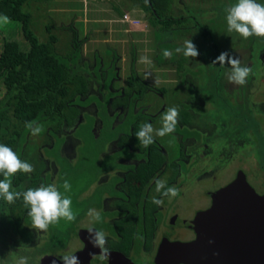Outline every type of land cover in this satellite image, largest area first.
<instances>
[{
  "label": "trees",
  "instance_id": "16d2710c",
  "mask_svg": "<svg viewBox=\"0 0 264 264\" xmlns=\"http://www.w3.org/2000/svg\"><path fill=\"white\" fill-rule=\"evenodd\" d=\"M130 1H134V4L141 9L143 14L145 12V18L142 19L147 23L148 33H143L141 30L128 31L130 32V38L128 37L127 39V45L130 48L126 47L127 50L123 57L124 65L127 67V70L122 71V68L118 66V63H120L118 52L111 49L108 43H104V46L114 53L110 55L109 51H104L105 49H103L102 56L110 57L109 59H103L102 62H99L97 59L98 57L91 60V55L82 56L80 43L76 41L75 30H72V51L68 56L69 62L72 61L75 67L73 69L70 67L71 64H69L70 66L66 64L65 61L68 59L63 60L61 55L57 56L56 52L53 51L55 36L51 35L46 42H39L37 40L29 27L30 14L22 10L25 0H0V15L8 17V22H5L4 25L9 24V20H16L20 24L21 35L27 45L26 49L23 50L19 47L16 40L6 38L5 36L2 37L3 41L2 44H0V81L3 83L4 89L0 97V138L6 137L9 134L13 135V138L10 140L6 138L4 143L9 144L21 160L28 163L40 164L37 155V157H29L31 151L28 145L36 142L31 140L34 135L31 134L30 130H28L25 125L26 122L30 121L34 122V126L35 124L42 125V121L40 120L42 117L55 115L47 121L49 124L54 122L53 126L49 127L52 129L43 131L46 132L45 134H48L50 140L46 143L41 141L36 143L35 146L37 148V154L38 151L41 150L44 156L54 158L57 160L58 164L59 159L62 162L67 161V159L60 156V153L61 145L65 139L64 130L69 125L75 123L76 127L72 134L76 137L84 135L86 138L87 135H90L92 139H95L93 133L101 131L105 127L110 129V125H112V129H115L117 124L124 123L125 119L131 116L129 121L131 128L129 138L132 140L131 142L127 141V139L130 140L129 138L124 137L126 135L123 136L119 132L118 135L116 133L115 137H113L115 133L113 130L114 133H111L109 130L105 138V143L115 142L120 147L114 155L119 152L121 153L122 150H124L125 153H129L128 146L129 150L132 151L130 145L133 143L139 151L141 150L142 152L146 150L147 161L144 166H139L135 172L126 173L124 177L125 183L121 186L126 192H124L125 194L129 192L128 194L131 200L135 195L133 193V187L136 182L141 180L143 183L145 181V174L156 169L162 160V157H160L155 149L154 143L144 148L135 138L134 134L139 131L140 126L144 123H150L151 121L145 113L141 111L133 112L132 106L137 99L143 97L146 91L163 93L164 88L159 86L160 83L158 78L160 76L158 75L162 73V78L160 77V80H165V72L168 69V62L166 63V61L169 60L171 64H174L172 67L176 68L174 71L178 74L179 70L185 72L183 66L185 70H187V67H191L192 69V66H194L193 64L199 66L200 64L196 62L201 60L202 53L198 51L199 55L197 57L185 58L182 54L175 52V49L182 46L185 40L193 42L189 35L191 32L189 29L192 25L186 27V24L183 23H186L189 14L195 15L196 9L194 7L189 5L184 13L185 15L180 14L182 17L178 16L179 18H175L177 16L173 17V12L172 14L169 11H166V13L158 12V0H147V2L146 0ZM260 1L257 2L260 3ZM262 4H264V2ZM223 16L224 15L220 18L222 19ZM225 18L226 14L224 16V19ZM226 28L227 24L225 29ZM170 32L173 35H179V38L173 41L169 35V38L167 36V40L165 41L163 34L166 33L168 35ZM204 32L207 31L204 30ZM223 34H225V32H223ZM182 38H184V40ZM83 41L84 39L81 40V42ZM167 41L171 43L169 44V48L167 49L166 46L164 48L161 47V45H166ZM216 45V42L210 39L203 47H200L201 50L205 47L207 51L205 52H209L206 57L210 56V59L207 60L208 63H205V61L204 63L206 65L205 69L210 75H219L222 71V67L218 63L212 64V61L215 60L219 54ZM151 48L156 50L152 55L153 61L151 63L142 62V59L137 58L138 55H140L137 54L138 49H147V54H149ZM157 49L161 52H157ZM165 49L172 52L171 58L166 59L163 56V51ZM82 57L88 58L89 60L82 59ZM51 61L61 65L60 69L63 67L66 68L67 71L65 69L63 70L67 72L65 77L59 79L55 78L60 74L61 70H58L56 64H50ZM188 61H190V64L187 66ZM89 62L92 64H89ZM89 65H91L90 68H88ZM163 65L165 66L163 67ZM159 66H161V68H158ZM47 67L55 70L53 73H42L45 71L49 72ZM172 67L169 65V70ZM79 68H83V70ZM87 69L90 70L87 71ZM84 71L87 72L85 73ZM148 72L154 73L155 78L153 81H147L145 77H143V75L145 76V73ZM215 81H217L216 87H221L222 89L221 78ZM189 87L193 88L192 85ZM90 89L92 90L91 93H89ZM221 89L216 88L215 91L223 94V89ZM238 89L240 92H243L242 88L239 87ZM188 94L187 89V95ZM54 95L55 99L53 97ZM217 95L218 94H215L214 97L217 98ZM90 103L96 108V116L101 121L100 126L95 129L97 131L93 133L91 131V125L95 117L91 113H83L82 120L80 119V121L75 122V120L77 121V116L80 115L79 109L81 106H86ZM108 106L113 109L111 115L106 114V107ZM117 107L120 108V112L115 110ZM59 109H63V111L59 113ZM122 109H125L124 115H121ZM249 114L251 116V112H249ZM247 116L248 113L246 114L245 121L247 120ZM114 119H118L119 121L113 125L112 122ZM188 122L189 119L187 117H179L178 124L182 123L185 126V123L187 124ZM19 123L21 126L17 128L16 125ZM82 128L83 130H81ZM195 137L197 140L200 139L198 134H196ZM87 144L94 145L89 143V141H87ZM158 158L159 161H157ZM39 167L40 165L37 167L33 166L34 171L30 174L18 173L13 176L12 190L24 191L29 187L36 188L41 184H50L48 175L45 177L39 175ZM55 173L57 174L54 178L55 182L63 183L62 169L59 164ZM0 179H3V177L1 176ZM132 179L135 183L132 182L133 187L130 189L128 188V180ZM86 183L87 181L82 179L81 187L78 189L76 188V198L78 196L79 199L78 202L76 199L75 203H80L81 206L79 212L76 211L78 213L76 220L73 222L61 220L59 224L52 225L46 232L41 233H37L35 229L31 228V220L27 217V209L24 208L22 200L18 199L15 203L9 205L0 199V264H16V261L20 257H28V264H43V261L47 258H51L54 252L61 251L69 243L73 234L77 237L76 232L82 227L79 224L80 220L87 214L88 210L99 206L96 190L92 191L88 196L81 195V192L87 187H84ZM91 184H93V182L89 185ZM75 185L76 184L71 185V190L75 189ZM86 203L89 204L85 205ZM72 209L74 211L75 207L72 206ZM95 226H97V228H95ZM92 227L98 229L99 223L93 224ZM87 230L88 229L83 230L82 235ZM120 234L122 236L121 242L131 237V234L124 235L123 232ZM84 244L86 247H92L89 241Z\"/></svg>",
  "mask_w": 264,
  "mask_h": 264
},
{
  "label": "rangeland",
  "instance_id": "374dc122",
  "mask_svg": "<svg viewBox=\"0 0 264 264\" xmlns=\"http://www.w3.org/2000/svg\"><path fill=\"white\" fill-rule=\"evenodd\" d=\"M177 3L175 4V7L173 9V6L169 5L168 0H158V12L160 13H166V11L173 12V17L179 18L182 17V6H180V0H176ZM194 1V4H197L199 2L198 8L203 7L204 9L200 13H196L195 15L189 14V18L186 20V27L191 26L189 29L191 32L189 33L191 39L193 40L192 43L195 44L198 51L202 53L201 60L197 61V64H193L194 66L188 68L187 70L184 69L183 71L179 70V73H175L174 67H172L174 64H171V62H168V69L165 72V80L161 81L162 73L158 76L160 85L164 88V91L162 94L152 91H146V93L143 95L141 99H137L133 106L132 111H141L146 112L151 115H154V119L150 122L153 125V128H159L161 127V116L162 114L170 107H178L179 108V117H187L189 119V122L191 124V127H201L204 132L208 131L209 129H212L214 133H221V136H225L228 140L234 141L237 139L240 135H245V138L243 140L244 144L240 146V154L242 162L244 163V168L248 170V179L251 180V183L258 187V183L260 180V172H256V164H257V147L259 149L264 150V53H259V49L264 48V38H258V37H250L247 40L242 39L239 35L235 33H229L227 32V28L224 19V16L226 14L227 7L235 4L237 0H192ZM99 4V14H97V18L102 17H109L115 19L114 15L115 12H118L119 10H125L127 8H130V0H122L120 3V0H104V1H98ZM134 2V1H133ZM133 2L131 3L133 5ZM167 2V4H166ZM208 2V3H207ZM54 0H25V3L22 6V10L27 11L30 14V20H29V27L37 40L39 42H46L48 38L53 35L55 36V41L53 43V51L56 52V55H61L62 59H68L69 54L72 51V31L67 30V25L70 23L72 19H74L75 14L70 11L69 3L67 0H65L63 3L59 5L54 4ZM110 3L114 4L115 8L114 11L109 8ZM207 3V6L205 7V4ZM201 4V5H200ZM137 8H139L137 6ZM110 9V11L108 10ZM199 10V9H198ZM78 13V12H77ZM122 14V13H121ZM117 15L120 17V15ZM124 14V13H123ZM122 14V15H123ZM129 13L126 14L125 21L122 16L120 19L117 20H108L110 24L107 26H104V22L102 24L101 21H95L97 23L92 22H75L73 23V26L75 27V33H76V41L80 43L81 47V53L82 56L90 55V52L92 53L93 49H96L100 55H103V49L104 51H109L110 49H106L104 46V43L110 44L111 49L118 52L120 63H118V66L122 68V71L127 70V67L124 65V54L127 50L126 47L128 46V28L133 26V23L129 25V22L134 21V17L136 16H129ZM137 15V19L141 21L142 23H145L144 26H141L137 24L136 26H133L132 28L141 30L143 33L147 32V26L146 21L142 18H145V12L141 11V9H136V12L134 13ZM185 15V14H184ZM222 15V19L220 18ZM87 16H90V13H88ZM179 16V17H178ZM101 18V19H102ZM120 20V21H119ZM103 21V20H102ZM84 23V24H83ZM106 23V22H105ZM85 26V28H83ZM93 26H96L97 29L92 32ZM104 27H106L104 29ZM225 29V30H224ZM206 30L207 32H204ZM225 32V34H223ZM148 33V32H147ZM171 40H175L179 38V35H173L171 32L168 33V35L165 33L163 34V38L166 41L167 36ZM225 35V37H223ZM5 36L6 38L16 40L19 44V47L23 50L26 49L25 41L21 35V29L20 24L16 20H9V24L4 25V23H0V44H2V37ZM188 37V36H187ZM84 39L83 42L81 40ZM184 40V38H182ZM213 39L216 42V47H218L219 54L221 52H228L230 56L236 57L240 60L242 66H247L251 68V73L247 79V83L243 86L235 85L232 83H229L227 80V74L230 71V68L228 65H225L222 67V71L219 73V75H210L209 72L206 71L205 63H208L209 57H206V55L209 54L206 53V48H201L205 45V43ZM160 40V39H159ZM162 41V40H161ZM184 43V42H183ZM169 44H171L169 41H167L166 45H161V47H165L168 49ZM175 46V44L173 43ZM130 48V47H129ZM1 50V46H0ZM163 50V49H162ZM166 50V49H165ZM112 51V50H111ZM110 52V55L114 52ZM156 50L151 48V51L148 53V50L145 49H138L137 58H147V60L153 61L152 55L155 53ZM206 51V52H205ZM157 52L159 49H157ZM218 54V55H219ZM65 57V58H64ZM109 59L110 57L105 56L104 59ZM75 59V58H73ZM190 60V59H189ZM205 61V63H204ZM68 66L71 64L70 67L73 69L75 68L72 64V61L69 62V59L65 61ZM165 62V61H164ZM165 63V65H166ZM52 65H57L58 70L60 71V74L55 78H63L66 75V68H61V65H59L57 62L51 61ZM89 64H92L89 62ZM190 64V61H188L187 66ZM163 65V67L165 66ZM169 65H171V69L169 70ZM91 65L88 66L90 68ZM162 67V68H163ZM158 68H161L159 66ZM48 71L42 72L44 74L46 73H53L55 69L48 68ZM66 71H63V70ZM80 70H83V68H79ZM90 69H87L89 71ZM194 70V71H193ZM87 71H84L85 73ZM150 75L146 79L147 81H153L155 76L153 72H148ZM218 74V73H217ZM157 76V74H156ZM51 77V76H50ZM143 77H145L143 75ZM207 77V78H205ZM221 78L222 83V89L224 92L228 93L225 94L227 97H230L228 102L227 97L224 94L218 93L216 88L217 81L216 79ZM157 79V78H156ZM122 82V81H121ZM187 85L189 87L192 85L193 88H188V95L185 94L187 92L186 88H184L183 85ZM242 88L243 92H240L238 88ZM120 88V87H119ZM3 83L0 81V97L3 94ZM221 89V90H222ZM91 89L89 90V93H91ZM215 91V93H214ZM95 92V91H94ZM220 92V91H219ZM215 94H218L217 98L214 97ZM55 99V95L53 96ZM236 98V99H235ZM248 99V100H247ZM184 100H187L184 102ZM247 100V101H246ZM250 108H252V114L250 116ZM118 111L120 108H117ZM63 109H59L58 112H62ZM80 114L82 113H91L95 114L96 108L93 106L92 103L84 106L80 110ZM120 112V111H119ZM248 113L247 120L245 121L246 114ZM46 114V113H44ZM124 115V109H122V114ZM41 118V117H40ZM131 119V116H128L125 119L124 123H119L116 125L115 129H112V125H110V129L108 127H105L101 131H98L95 134V139L87 135L85 138L84 135H80V146H77L76 148V158L72 162L71 160L74 159L75 152L74 148L78 144V140L75 138V140H66L62 144V151L63 153L68 157L71 158L70 161H61L58 160V164L62 169V179L63 182L65 180L69 181V183L76 184L75 189L71 190L68 193H64V190L62 188L63 183L54 182L58 189L64 193L67 196L71 197L72 200V206L75 207L74 212L80 210L81 206L80 203H75L76 199L78 202L79 197L76 198V188H80L82 185V179H85L87 183L84 185L86 187L90 183L93 182V184L90 186L91 188L96 186L98 184V178L100 174H104L107 169L109 168H117V166L114 164V159L116 158V162L123 164L127 161V158L124 156H118L119 154H125V155H136L135 153V145L134 143L131 144V150H128L129 153H125L124 150L120 153H114L117 151V144L115 142H108L105 143V138L108 135L109 130L111 133L115 131L113 134V137H115L116 133L118 135V132L121 133L125 138H129L130 136V125L129 121ZM148 119L149 116H148ZM42 121V125L44 127V130L47 128L53 126V123H47L46 121L40 119ZM215 122V126L209 127L211 125V121ZM78 121V120H77ZM118 122L119 120H114L112 124L115 122ZM71 126V125H70ZM99 125L96 124V127ZM129 126V127H128ZM178 129H176V133H179L180 131L187 132L190 127H185L183 124L177 125ZM69 127V126H68ZM121 129H120V128ZM192 127V128H193ZM120 129V130H119ZM83 130V128L81 129ZM113 130V131H112ZM194 129L190 130L189 136L194 135ZM180 134V133H179ZM128 135V136H127ZM229 135V137H228ZM217 136L213 138H209L206 140V143H212V147L218 148L223 143V137ZM8 138V140L13 138V135H8L6 137L0 138V143L5 144L6 146L10 147L9 144L4 143L5 139ZM200 139H204L202 135H199ZM130 139V138H129ZM31 140L35 141L36 143H39L43 141L46 143L49 139L48 134H45V132L40 133L39 135H35L31 138ZM179 136L171 133L169 135H166L164 137H154V142L157 144H160L163 148V152L169 157L168 161H171L174 156L177 155V152L179 151V148L176 147L173 142H178ZM87 141L89 143L94 145L87 144ZM128 142H131L132 140H128ZM263 143L261 144V142ZM73 142V143H72ZM83 144H82V143ZM182 143L191 144V146H194L196 143L194 139L190 138L187 140H182ZM36 143H30L31 145H28L29 150L31 151V154L29 157L36 156ZM198 146L197 144H195ZM207 145V144H206ZM211 146V145H210ZM85 147V148H84ZM83 148V149H82ZM156 148V146H155ZM259 152L260 153V151ZM82 151V152H81ZM202 152V149H200ZM204 151V148H203ZM157 153L161 156V152L158 151ZM189 155L186 156V162L189 164V170L188 172H185V167H181V172H185L184 179L187 180L180 189H185L184 187L191 183V180L196 175V169L197 171L201 172L202 168H193L194 162L201 161L202 158L198 157L197 153L195 155L192 152H188ZM141 155V154H139ZM38 156V155H37ZM36 156V157H37ZM35 157V158H36ZM62 157V156H61ZM207 157V156H205ZM142 158V156H141ZM259 160V159H258ZM57 161V160H56ZM159 161V158L157 159ZM228 161V160H226ZM237 159H231L228 163V165L223 166L228 167L229 165L235 164ZM167 164L166 160H164V164ZM30 164L32 166H35L34 163ZM114 164L113 166H111ZM179 165V162H177ZM123 166L120 165V168ZM225 168V169H226ZM251 169V170H250ZM176 172V168L174 169V166L168 165L163 168L162 173L159 175V179L166 181L168 177L173 178L174 174ZM178 175V173H177ZM108 179L110 181L114 180L112 173L107 174ZM202 176V174H201ZM221 176V175H220ZM1 178V176H0ZM201 177H199L200 179ZM221 178L219 179V183L221 182ZM78 180V181H76ZM182 178L179 179L181 181ZM249 180V181H250ZM51 184V183H50ZM103 185H99V187H103ZM176 183L172 185V187ZM83 187V188H84ZM166 187H169L168 182L166 181ZM105 188V187H104ZM96 189V188H95ZM111 189V188H110ZM156 185L155 182L153 183V186L151 188V192L155 193V196H157L159 193L156 192ZM97 191L100 193V189L97 187ZM185 192V193H184ZM183 193L186 195V197L194 195L195 193L192 190L184 191ZM89 203H86L87 205ZM204 204L199 202L197 205L193 206L196 208L202 207ZM194 209V208H193ZM89 216L85 218H82L79 222V224L82 226L80 229L85 230L88 229L89 226H92L89 224ZM107 219V218H105ZM145 224V223H144ZM97 228V226H95ZM79 232V231H78ZM77 233V232H76ZM79 234L77 237L73 234L70 238L69 243L60 251L62 255L66 253H71L75 249L79 248L80 241H79ZM85 237V241H89L88 239V231L84 232V236L81 235V239ZM21 243V242H20Z\"/></svg>",
  "mask_w": 264,
  "mask_h": 264
},
{
  "label": "flooded vegetation",
  "instance_id": "af4514ba",
  "mask_svg": "<svg viewBox=\"0 0 264 264\" xmlns=\"http://www.w3.org/2000/svg\"><path fill=\"white\" fill-rule=\"evenodd\" d=\"M90 55L92 56L91 60H93L95 57H98L97 59L99 62H102L104 59V56L100 55L96 49H93L92 53L90 52ZM82 59L89 60L85 57H82ZM184 88L187 90V85H184ZM223 94L225 95L228 93L223 91ZM186 95L187 92L185 97ZM230 97L232 96H228L227 99H231ZM229 99L227 101H229ZM185 101L187 100H184V102ZM83 107L84 106H81V108ZM117 108H115V110L118 111ZM112 111L113 109L111 107H106L107 115H111ZM250 112L252 114V108H250ZM143 113L148 115V113L144 111ZM82 114L77 116L78 121H80V119L82 120ZM92 115L95 117V120L91 125V131L93 133L97 131L95 130L97 129L96 124L100 126L101 121L97 118L96 113ZM53 116L55 115L44 116L42 117V120L47 122L48 119ZM148 116H150V121L154 119V115L149 114ZM78 121L75 120V122ZM181 124L182 123H180V125ZM213 126H215L214 120L211 121V125L209 127ZM75 127L76 125L74 123L71 126L69 125V127H66L64 130V141L75 140V138L79 141L74 148L75 156L73 160L68 158L63 153L61 145L60 156L67 159V161L75 160L76 148L80 145L79 138L72 134ZM185 127H190L187 128V132L180 131V134L176 133V130L173 132L179 136V140H177L178 142H173V144L179 148V151L171 161H168L169 157L163 152L161 145L154 142V145L156 146L155 149H158V151L161 152L162 160L156 169L152 170L148 174H145V181L143 183L141 180H139L133 187L132 182L135 183V181H133V179L128 180V188L132 189L133 187L134 190L133 193L135 195L132 197L134 201L132 199L130 200V195L128 194L129 192L125 194L126 192L121 188V186L125 183L124 177L126 173L135 172L139 166H144L147 161L146 150L141 152V150L139 151L136 147L134 148L136 155L127 156L125 154H119L118 156H124L127 158V161L123 164H120L116 162L115 158L114 164L117 166V168L107 169L104 174L99 175L98 184L96 186L91 188L90 186L92 184L87 185L85 190L81 192L82 196H88L92 191H97V186L100 189V193L97 191V201L99 206L94 209L99 211L102 217V221L99 222V227L97 230H103L106 234V248L109 251V257L106 261L102 262L99 260L98 255H91L93 253H90L88 255L89 261L83 260L84 249L89 246H84L85 242L83 240L85 237L82 239L79 237L80 246L71 253H76V255L81 260L80 264H188L179 260L180 257L176 250L177 246H179L178 243L189 244L195 240L197 241V239H202L204 235L211 233L212 228H210L208 226L209 224L206 222V216L208 215L206 212L208 209L211 211L212 205L217 199L216 193L220 188L231 183L238 176L243 177L245 182H247V184L256 194L264 196V150H261L259 147H257V151L259 149L260 153L256 151L258 158L255 174H257L259 171L261 176L258 187H256L251 183V180L248 179V170L244 168L245 164L240 163L242 162V159H240L241 154L239 153L240 146L244 144L243 140L245 135H240L237 139L231 141L225 136H221V133H214L212 129L204 132L201 127L192 126V128L190 122L187 124L185 123ZM47 129L51 130L52 128ZM191 129L195 130L193 136H189ZM177 130H179L178 126ZM196 134L202 135L204 139L197 140L195 137ZM93 135L95 137V134ZM217 136L223 137V143L218 148L212 147V143H206L207 139ZM190 138L194 139L196 142L195 144L198 146L195 144L194 146H191L193 143L186 144L181 142L182 140H187ZM262 143L263 141L261 144ZM119 148L120 147L117 146L116 149ZM200 149H202V152ZM188 152H192L194 155L197 153L198 157L202 158L201 161L197 160L193 163V168L196 169L200 166L202 170L199 174L196 169V175L191 180V183L185 186V189H180L183 188L182 185L187 181L184 179L185 177L183 173L185 174V172L190 171L189 164L185 160L186 156L189 155ZM36 155L39 157L40 164L36 163L34 167L40 165L39 175L41 177L48 175V181L53 183L55 180L54 178L57 175L55 173L58 169L57 161L52 157L44 156L41 150H39L38 154ZM231 159H237L235 164L233 163V165H229L227 168H222L225 165L227 166ZM164 160H166L167 164H164ZM177 162H179V165ZM120 165L123 167L120 168ZM168 165L174 166V169L176 168V172L173 178L168 177L166 181L168 182L169 187H172V185L176 183V188L179 190V195L172 199L163 196L162 193H159L157 196H155V193L151 192L153 183L159 179V175L162 173L163 168ZM181 167H185V172L178 170ZM109 173L113 174V177L115 178L114 180L110 181L108 179L107 174ZM199 177L201 178L199 179ZM220 177L222 178L221 182L219 183L218 181L220 180ZM180 178H182L181 181H179ZM102 184L105 185H103V187H99V185ZM173 187H175V185ZM188 190H192L195 194H191V196L186 197L184 191ZM153 197L162 200V204H154L152 202ZM199 202L203 203L204 205L202 207L195 208L193 204L197 205ZM88 212L89 210L87 211V214ZM87 214L83 218H85ZM78 231H81L82 233V230L78 229L77 235ZM122 232L124 235L131 234V237H129L128 240L124 239L121 242L120 240L122 236L120 233ZM188 248H191V245ZM95 249L98 250L97 254H99L100 249ZM59 252H54L51 258H47L43 261V264L61 263V257L63 255Z\"/></svg>",
  "mask_w": 264,
  "mask_h": 264
},
{
  "label": "clouds",
  "instance_id": "9594fccd",
  "mask_svg": "<svg viewBox=\"0 0 264 264\" xmlns=\"http://www.w3.org/2000/svg\"><path fill=\"white\" fill-rule=\"evenodd\" d=\"M147 2V0H146ZM126 14L122 18L127 21ZM138 18V17H137ZM8 22V17L0 15V23ZM137 24L144 26L141 21L134 19L129 25ZM227 32L235 33L242 39L247 40L250 37L264 38V4L257 3L256 0H237V2L226 9ZM133 26L128 31H136ZM127 31V32H128ZM175 52L182 54L185 58H195L199 55L195 44L190 40H185L183 45L177 47ZM163 56L171 58L172 52L163 51ZM142 62L151 63L147 58H142ZM219 64L221 67L228 65L230 71L227 74L229 83L243 86L247 83V79L251 73V68L242 66L238 58L230 56L228 52H221L212 64ZM150 73H145V79ZM179 120V108L170 107L161 116V127L154 129L151 123H144L140 126L139 131L134 135L144 148L154 143V137H164L173 133L177 127ZM25 127L30 130L32 135H39L44 131L43 125L34 122H26ZM34 171L33 166L21 160L20 157L12 150V148L0 143V199L11 205L18 199L22 200L23 206L27 209V217L31 220V228L37 233L46 232L52 225L59 224L61 220L65 222H73L76 220L77 212L72 209V200L70 196L65 195L71 191V184L65 180L62 184L64 193H62L55 183L39 187H29L24 191L12 190V177L18 173L30 174ZM156 192L162 193L169 199L179 195L176 187H166V182L160 179L155 181ZM163 190V191H162ZM154 204H162V200L153 197ZM89 224H95L102 221L99 211L90 209L88 212ZM89 243L94 248H99V260L106 261L109 257V251L106 248L107 237L103 230H97L92 226L88 228ZM62 264H80L79 257L72 253H66L61 257ZM16 264H28V257H20Z\"/></svg>",
  "mask_w": 264,
  "mask_h": 264
},
{
  "label": "water",
  "instance_id": "95a60500",
  "mask_svg": "<svg viewBox=\"0 0 264 264\" xmlns=\"http://www.w3.org/2000/svg\"><path fill=\"white\" fill-rule=\"evenodd\" d=\"M216 196L211 211L206 212L211 233L189 244L178 243L179 260L188 264H264V196L238 176ZM78 234L81 237V231ZM83 253V260L89 261L88 255L98 250L92 246Z\"/></svg>",
  "mask_w": 264,
  "mask_h": 264
},
{
  "label": "crops",
  "instance_id": "0c3cea01",
  "mask_svg": "<svg viewBox=\"0 0 264 264\" xmlns=\"http://www.w3.org/2000/svg\"><path fill=\"white\" fill-rule=\"evenodd\" d=\"M64 1L65 0H54V2H55L54 4L55 5H59V4L63 3ZM67 1L69 3V6L68 7H70V11L75 14L74 19H72L70 21V23L66 27L67 30H70V31L75 30V27L73 26V23H75V22H79V21H81V22H87V21H89V22H92V23H97L95 21H101L102 24L104 22V26H107L108 24H110L108 20H117V19H120L121 15L123 13H129L128 14L129 16H136L137 17V15L134 14V13L136 12V9H139V8H137V6L134 4L133 1H130V8H127V9L122 10V11L119 10L118 12H115V15H114L115 19H113V17L112 18L104 17L105 14L103 15V18L102 17L97 18V14L100 15V13H99L100 12L99 11V4L100 3L98 1H104V0H67ZM257 1H260V0H256V2ZM121 2H122V0H120V3ZM132 2H133V5L131 4ZM168 2H169L168 4L170 6L172 5L173 6V9H174L175 4L177 3V1L176 0H168ZM180 2H181L180 3V6H182V12H183L182 15H184V13L186 12V10H187V8H188L189 5H191L192 7H194L196 9L195 14L196 13H200L204 9L203 7H199L198 8L199 2L197 4H194V1H192V0H180ZM263 2H264V0H261L260 1V4H262ZM207 3L205 4V7L207 6ZM166 4H167V2H166ZM109 8H111L112 11H114L113 8L116 9L115 5L112 4V3H110ZM108 10L110 11V9H108ZM88 13H90V16H87ZM119 13H122L120 15V17L117 16V15H119ZM136 17H134L133 19H137ZM143 24H145V23H143ZM83 28H85V26ZM92 28H93L92 32H94L97 29L96 26H93ZM105 28L106 27H104V29ZM128 29L130 30V27ZM130 32L127 33L129 35L128 36L129 38H130ZM259 53H264V48L259 49ZM16 126H17V128H19L21 126V124L19 123ZM29 154H31V152Z\"/></svg>",
  "mask_w": 264,
  "mask_h": 264
}]
</instances>
